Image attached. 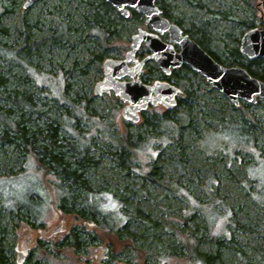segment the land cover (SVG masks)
Wrapping results in <instances>:
<instances>
[{
    "label": "rangeland",
    "instance_id": "obj_1",
    "mask_svg": "<svg viewBox=\"0 0 264 264\" xmlns=\"http://www.w3.org/2000/svg\"><path fill=\"white\" fill-rule=\"evenodd\" d=\"M260 1L156 3L159 8L162 2L170 6L173 23L193 40L205 36L209 49L220 59L245 65L246 56L230 51L239 49L242 36L251 29L246 24L253 28L264 24ZM25 2L19 0L16 14L4 18L6 32L0 29V44L11 52L0 57V72L9 82L8 91L0 88V110L11 107L8 92L27 90L34 106L24 110L25 119L37 131L48 124L58 127V143L67 152L66 160L77 157L70 144L83 146L92 139L93 162L84 176L95 193L107 192L94 200L89 197L88 204L109 217L110 227V219L116 227L124 224L125 214L129 221L120 232L126 246L116 244L118 238L111 236L114 230L109 226L104 228L101 214H97L98 222L74 223L83 238L80 250L66 244V227L56 208L59 180L30 162L14 142H0L4 176L0 190L7 198L6 202L0 194V241L8 247V264H17L24 247L28 249L24 264H205L207 259L197 256L204 253L218 255L214 264H242L248 257L251 264H264V100L235 106L203 76L183 67L169 80L182 91L174 113L167 114L161 105L150 106L136 124L126 121L122 111L127 103L114 92L98 96L95 89L105 76L104 61L125 59L134 35L140 29L150 30L145 17L124 19L115 8L107 7L110 4L92 0H41L29 10L23 9ZM96 12L111 19L112 34L105 41L91 19ZM22 15L29 24L25 33L19 20ZM42 39L46 44H40L41 55L25 59L26 51L32 52L30 46ZM149 53L142 44L136 56L142 59ZM234 66L240 65L229 67ZM166 77L155 62L140 75L151 84ZM105 128L110 137L102 136ZM124 135L133 142L139 137L148 141L125 150L121 165L116 153ZM151 165L157 167L154 172ZM110 194L126 196L127 212L111 201ZM82 199L77 208H82ZM8 202L30 206L37 218L19 208L12 211ZM136 210L148 224L133 217ZM192 232L199 237L191 240L196 256L180 243L181 236L185 242ZM131 234L142 238L132 239Z\"/></svg>",
    "mask_w": 264,
    "mask_h": 264
},
{
    "label": "trees",
    "instance_id": "obj_2",
    "mask_svg": "<svg viewBox=\"0 0 264 264\" xmlns=\"http://www.w3.org/2000/svg\"><path fill=\"white\" fill-rule=\"evenodd\" d=\"M84 1V0H83ZM93 2H98L99 4L105 5L106 2L104 0H92ZM158 2V0H157ZM159 4V3H158ZM107 5V4H106ZM260 7V12L263 15V10L261 8L264 7V0H261L258 4ZM21 7V4L19 3V0H0V29L2 31L6 30L3 28V20L9 15L16 14L17 9ZM107 7L113 9L112 6L107 5ZM24 9V8H23ZM162 11L163 17L167 18L171 22V12H170V6L166 5L164 2H162V5L160 7ZM25 10V9H24ZM29 10V9H28ZM114 10V9H113ZM137 17L139 16L136 12H132L131 17ZM92 21L96 24V28L99 29L100 33L104 35L103 41H105L109 36H111V19L108 17L103 16L101 13L96 12V14L91 18ZM20 25L21 30L23 33L26 32V29L29 27V24L27 23L26 15H22L20 17ZM177 22V20H175ZM249 28H253L250 24H246ZM264 28V24L262 25ZM250 30V29H249ZM185 32V31H184ZM188 32H191L190 30ZM196 32V31H195ZM194 32V33H195ZM187 33V32H185ZM199 38L196 40V42L205 49L217 62H219L222 65H225L226 67L236 65H242L236 63L235 60H222L220 57H218L213 51L209 49V45L207 44V41L205 40V36H198ZM203 37V38H202ZM29 37L27 36L26 41H28ZM43 43V44H41ZM41 46L46 44L45 40H40L39 42H36L32 46V52L29 50L26 51L24 58L29 59L33 57L34 55H41ZM221 46V45H220ZM223 48V46H222ZM24 49V48H23ZM33 49L37 51H33ZM40 49V51H38ZM38 52V53H37ZM231 54L237 57L240 56V51L238 48H234L231 51ZM11 52L3 47V45L0 44V57L3 55H8ZM18 53V52H17ZM264 62L261 59H255V60H249L245 65H242V67H245L247 71L253 76L254 78L261 80L264 82ZM8 78H5L1 72H0V88H3L5 91H8ZM9 96L8 99L11 101V107L6 109L5 111L1 109L0 111V125L2 126V133H0V142L1 143H12L14 142L17 147L22 148V151L26 153V155L29 157L30 162H37L38 165L42 168H44L47 172H52L54 179L59 180L58 183L60 186H58L57 190L60 191V204L57 205L58 215L60 216V221L65 224L66 227V239L68 240L66 244L70 245L71 247L80 250L81 245L83 244V238L80 234V231L77 227H74L77 224L84 223V219H89L93 222H98L97 220V214H101V222L102 225L105 227L109 226L107 225V220L109 217L104 214L103 211L98 210L95 206H90L88 204V198L91 197L92 199L97 198L99 195L107 192V191H101L98 193L94 191L93 185L91 181L87 178H85L84 174L87 170V167L91 165L93 162V159L91 156H89V151H91V141H88L86 144H84L82 147L77 146L76 144H70L72 147L74 154H76V158L74 160H66V153L63 151V146L58 143L59 140V132L58 127H55L53 124H48L45 129H39L38 131L35 130V128H32L29 125V121L25 119L24 110L26 109H32L34 106V100L32 96L28 93L27 90H13L12 92H8ZM179 105V101H178ZM3 110V112H2ZM175 111V110H174ZM174 111H167V114L174 113ZM165 114V115H167ZM231 123V122H230ZM166 127L170 126L169 122H165ZM164 125V126H165ZM172 125V124H171ZM172 127V126H171ZM174 127V126H173ZM242 129V128H240ZM45 130V132H44ZM107 128L103 129L101 134L104 137H110L111 135L108 134ZM178 130V135L180 133V129ZM177 135V136H178ZM178 138V137H177ZM110 139V138H109ZM40 141L42 143H40ZM148 141V140H147ZM146 140H143L141 137L136 139L134 142L129 139L128 135L122 136L121 141L118 142V150L116 155L118 154V159H121L122 154L125 153V150L130 149L134 150L136 148H139L142 144L147 143ZM85 142V141H84ZM122 160V159H121ZM120 160V164L124 165L123 161ZM48 164V166H47ZM47 166V167H45ZM153 166L152 171L154 172L157 167ZM2 167L0 165V178H3L2 175ZM86 191V194H84L83 199H85V202L83 203L82 208H77L76 205L78 204V199L80 198L81 192ZM111 193V192H109ZM0 194H2L4 200L7 202L6 195L0 190ZM112 194V193H111ZM110 199L111 201L115 203V201L119 202L123 206V209L125 212H127L126 207V196L125 195H111ZM98 195V196H97ZM97 196V197H96ZM82 199V200H83ZM93 199V200H94ZM109 199V200H110ZM9 203V202H8ZM10 204V203H9ZM9 208L13 211L16 208H19L21 211H27L29 212L33 219L37 218L36 212L30 207L25 205H20L16 202H13L9 205ZM23 211V212H24ZM21 212V213H23ZM89 213V214H88ZM196 213V211H195ZM195 213L192 215L194 216ZM128 215L125 214V223L121 224L119 227H116V223L113 219H110L109 221L112 223V230H114L111 236L116 235L118 238V241L116 244H124L125 246L127 243L124 241L122 242V235L120 236V232H123V229L127 228V224L129 221ZM133 217L135 219H138L142 223H147V220L144 216L141 215V212L139 210H136L133 213ZM131 216V219H133ZM80 221V222H79ZM77 223V224H74ZM155 224V223H154ZM40 227H43V223L39 224ZM73 226V227H72ZM68 230V231H67ZM53 231H59L58 229ZM108 232V231H107ZM139 236H135V234H131L132 239L138 240ZM142 238V236L139 237V240ZM180 237V243L185 246L190 254H193L196 256V251L194 252L192 245L193 240H199L198 234L196 232H192L191 235L188 236V239L186 237V241L182 242ZM213 242H215L214 245L217 249L218 247V237H213ZM106 240H108L106 238ZM110 244H112L115 247V241L113 239L109 240ZM41 245H43V241L39 242ZM129 243V242H128ZM25 248V247H24ZM7 250L8 247L2 244L0 241V264H8V258H7ZM194 252V253H193ZM199 258L207 259L205 260V264H214V261L218 258V255H213L212 253H204L203 257L197 255ZM245 256L242 255L241 258ZM28 258V257H26ZM208 262V263H207ZM242 264H251L249 257L245 260H242ZM223 264V263H222Z\"/></svg>",
    "mask_w": 264,
    "mask_h": 264
},
{
    "label": "water",
    "instance_id": "obj_3",
    "mask_svg": "<svg viewBox=\"0 0 264 264\" xmlns=\"http://www.w3.org/2000/svg\"><path fill=\"white\" fill-rule=\"evenodd\" d=\"M41 0H26L23 8L28 10ZM114 7L124 19L131 16V11L145 17V23L150 30L140 29L134 35L132 50L123 60L106 59L104 61V79L95 89L96 95L114 92L127 106L122 111L126 121L137 123L140 113L149 106L162 105L168 111L178 107L177 97L181 89L167 81H156L153 85L144 84L139 78L144 66L155 60L165 74L171 68L177 69L187 65L192 71L203 76L206 81L225 95L233 105L241 102L255 104L258 99L264 100V82L251 76L245 67H226L217 62L205 49L176 24L163 17L156 0H104ZM168 34L169 42L161 39ZM181 46L180 52L174 49L173 44ZM145 44L151 54L144 59H138L136 53L140 46ZM240 54L249 60L261 59L264 61V28L255 27L241 38ZM129 78L130 80H124ZM28 249L24 248L19 255L17 264H24Z\"/></svg>",
    "mask_w": 264,
    "mask_h": 264
},
{
    "label": "flooded vegetation",
    "instance_id": "obj_4",
    "mask_svg": "<svg viewBox=\"0 0 264 264\" xmlns=\"http://www.w3.org/2000/svg\"><path fill=\"white\" fill-rule=\"evenodd\" d=\"M114 8V7H113ZM132 12H134V11H131V15H132ZM120 14V13H119ZM121 16V15H120ZM131 17V16H130ZM146 25V24H145ZM182 29V28H181ZM183 30V29H182ZM183 32H184V30H183ZM185 33V32H184ZM185 34H187V33H185ZM168 38L166 39V34L165 35H162L161 36V39L164 41V42H169V36H167ZM190 37V36H189ZM173 46H174V49L177 51V52H180V50H181V46H180V44H176V43H174L173 44ZM149 49V48H148ZM151 54V52L149 53V55ZM149 55H147V56H149ZM146 56V57H147ZM137 57V56H136ZM138 58V57H137ZM145 58V57H144ZM144 58H142V59H144ZM139 59V58H138ZM141 60V59H140ZM152 62H155L158 66H159V68L161 69V66L155 61V60H152V61H150V62H148L145 66H144V68L146 67V66H149ZM183 67L184 68H186V67H188L187 65H183V66H181V67H179V68H177V69H173V68H171V72L169 73V74H165L164 72H163V70L161 69V71H162V73L165 75V76H167L165 79L166 80H157V81H167V82H169V80H170V77H172L173 75H175L179 70H182L183 69ZM144 68H143V71H144ZM143 71H142V73H143ZM142 73L140 74V75H142ZM139 78H140V76H139ZM141 79V78H140ZM141 81L144 83V84H148V85H153V84H151V83H147L146 81H143L142 79H141ZM170 83V82H169ZM157 106H160V105H157ZM162 106V105H161ZM150 107V106H149ZM146 111V110H145ZM145 111H143L142 113H140V119H141V116H142V114L145 112Z\"/></svg>",
    "mask_w": 264,
    "mask_h": 264
},
{
    "label": "bare ground",
    "instance_id": "obj_5",
    "mask_svg": "<svg viewBox=\"0 0 264 264\" xmlns=\"http://www.w3.org/2000/svg\"><path fill=\"white\" fill-rule=\"evenodd\" d=\"M146 24V23H145ZM147 26V25H146ZM179 26V25H178ZM148 27V26H147ZM180 27V26H179ZM181 28V27H180ZM188 35V34H187ZM191 38V37H190ZM192 39V38H191ZM193 40V39H192ZM195 41V40H194ZM18 260H19V258H18ZM18 260H17V262H18Z\"/></svg>",
    "mask_w": 264,
    "mask_h": 264
}]
</instances>
